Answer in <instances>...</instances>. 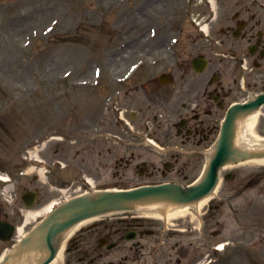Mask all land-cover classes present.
<instances>
[{"label": "rangeland", "instance_id": "374dc122", "mask_svg": "<svg viewBox=\"0 0 264 264\" xmlns=\"http://www.w3.org/2000/svg\"><path fill=\"white\" fill-rule=\"evenodd\" d=\"M246 1L249 5V0ZM143 2L144 0H0V165L6 168L11 177L7 185L0 187V219H6L7 215H13L17 220L22 219L21 209L25 206L20 194L26 189H40L33 208L41 207L52 199L64 198L62 192L50 188L47 171L44 178L36 174L37 179L33 177L35 174L28 178L17 174L16 169L27 164V151L23 149V145L30 139L62 128L63 133L58 134L65 140L54 139L40 150L39 156L49 162L55 157L64 159V162L71 161L70 167L68 166L70 170L66 172V178H69L70 174L78 170V160H73L78 142H68L66 139L77 137L78 130L85 128V123H90L98 116H102L103 122L109 126L110 113L101 110L104 98H111L120 88V93L114 98H118L120 107L127 108L124 112L125 119L132 121L134 125L138 122L141 125V118L149 117L151 120L158 111L157 108L146 110L149 98H169L163 95L165 92L159 94L152 84L147 88L141 87L147 72L155 75L161 71L170 72L174 79L161 90L168 93L172 91L173 98L179 95L174 94L175 80L178 79L173 63L176 59L194 55L197 48L203 47V41L209 42L205 39L209 37L204 36L199 29L200 24L195 20L204 17L201 0H192L191 6L184 0H169L161 11L157 6L164 1L152 0L145 12L140 14ZM178 2L181 5L177 11L187 21L181 23L180 19L174 17L168 25L165 22L167 16L171 15L168 12H173L178 7ZM226 2L230 5L233 2L234 5L235 0ZM197 4L200 8H194ZM185 8L188 13L183 11ZM232 10L229 8V13ZM221 12L220 9L216 10V20L209 24L210 36L214 38L217 37L220 26L218 22ZM158 21L161 23L157 24ZM150 24H157V34L151 38V43L155 46L147 49L141 31L148 29ZM179 26L183 32L179 43L174 47L172 38L178 36L175 29ZM161 44H165V47L161 48ZM148 50L150 56L155 54L157 57H148ZM115 51L117 55L114 54ZM174 52L177 53L175 60ZM106 55L110 56L112 62L108 63ZM139 59L143 60L142 67L128 81L117 83V78L125 74L128 66ZM153 59L158 61L154 63ZM216 61L214 59L210 68ZM93 65L102 69L100 84H95ZM224 65H228V62L225 61ZM67 71L70 72L68 76L65 75ZM82 80L87 82L86 85L81 84ZM260 86V83L251 81L250 93L258 92ZM148 88H153L149 95L146 94ZM237 97H243V94L238 93ZM120 122L125 124L121 120ZM152 124L150 137L164 144L165 138L158 129V122L152 121ZM118 129L124 133L122 126H118ZM255 131L264 135V106ZM124 150L127 147L119 142L117 153L122 154ZM137 151L160 161V167L164 161L173 162L169 157H163L146 146L137 148ZM203 162L204 158L187 160L181 157L169 178L179 176L178 180L182 183L191 181L199 175ZM227 170L234 177L223 181L214 198L208 201L210 209L207 205L197 213V230H175L184 228L185 222L188 224L190 218L193 219L190 216L169 222L146 219L167 226L164 251L159 252L156 257L158 264H176V255L172 251L170 255V248L177 241L188 249L190 255L187 258L195 257L199 260L208 251H212L214 245L229 241L224 251L215 253L217 260L212 264H264V162H246ZM184 173L188 174L189 180H181ZM249 180L257 183L253 182L252 187L246 189L245 182ZM8 185L12 188L10 196L3 193ZM69 193L75 194L72 190ZM155 238L151 237L153 241L146 252L153 248ZM190 239L194 241L192 248L189 247ZM12 242L10 240L2 244L0 251ZM112 255L113 251L109 252L107 259ZM72 259L69 257L68 263L76 264ZM145 259L148 264H154L150 257ZM65 261L63 256L59 264H64ZM97 264L110 263L101 261Z\"/></svg>", "mask_w": 264, "mask_h": 264}, {"label": "water", "instance_id": "95a60500", "mask_svg": "<svg viewBox=\"0 0 264 264\" xmlns=\"http://www.w3.org/2000/svg\"><path fill=\"white\" fill-rule=\"evenodd\" d=\"M264 102V93L255 100L246 104H236L229 111L224 130L225 134L218 145L217 152L209 164V168L202 182L193 187L182 188L176 184H162L157 186H143L129 191H100L92 195L74 198L57 208L46 220H44L34 232L33 248L48 247L54 252L53 241L60 231L69 228L75 222L109 210H122L134 208L137 204H156L168 202L171 204L186 203L205 195L216 181V169L220 163L233 157L236 152L231 146L233 118L245 111L257 108ZM229 133V135H227ZM244 157L243 153H238ZM259 155V154H253ZM25 254L21 250L14 257L6 258L3 264H12L13 261Z\"/></svg>", "mask_w": 264, "mask_h": 264}, {"label": "flooded vegetation", "instance_id": "af4514ba", "mask_svg": "<svg viewBox=\"0 0 264 264\" xmlns=\"http://www.w3.org/2000/svg\"><path fill=\"white\" fill-rule=\"evenodd\" d=\"M205 2L209 0H204ZM217 1V0H215ZM264 2V0H263ZM264 5V3H263ZM234 11L232 16L236 18L234 21L239 19H244V24L242 29H240V41H238V47H241L245 43L252 44L253 49L256 52V56L261 58L264 56V37L263 33L259 31L262 24L264 23V14L261 12L260 7L255 5L247 4L246 0H235L234 2ZM235 23V22H234ZM225 28L222 29L223 35L232 36L235 32V25L233 21L231 23L225 24ZM187 71V70H186ZM187 74V73H186ZM186 74H182V77H185ZM197 86L194 85V87ZM231 90L227 88L224 84L218 83L211 91L205 92L203 97H205V106L198 110L197 113H193L191 117L185 121V131L188 134V137L194 136L199 133H204L206 130H209L213 126L212 118L216 117L217 109L223 106V103L228 99ZM110 155V153H109ZM133 156V154H132ZM108 155L104 154V158H107ZM115 166L116 163H115ZM117 172V169H116ZM120 229L118 228L115 222H111L109 231L105 232L104 239L108 241L109 238L117 235ZM137 247H141L139 242L136 244ZM89 253L96 254V248L86 252V255ZM97 255V254H96ZM94 255V256H96Z\"/></svg>", "mask_w": 264, "mask_h": 264}, {"label": "bare ground", "instance_id": "6f19581e", "mask_svg": "<svg viewBox=\"0 0 264 264\" xmlns=\"http://www.w3.org/2000/svg\"><path fill=\"white\" fill-rule=\"evenodd\" d=\"M205 29H206V27L204 26L203 30H205ZM114 54L117 55L116 51L114 52ZM107 60L111 61L110 56H107ZM258 115H259V112L257 111V112H254L253 114L247 116L246 118H244L243 122L241 123V124H243V123L244 124L241 126V131H239V133L237 135V138H236V143L237 144L242 145V143H244L245 140H247V133L250 134V135L254 134L252 129L256 125V122H257V119H258ZM249 137L250 136H248V138ZM33 156L38 157V159H39L37 151L33 153ZM262 160H264V159H262ZM39 171H40V174L43 175V171H41V169ZM0 178L4 180V179H6V176L0 174ZM207 200H208V197L198 201L197 203L194 204V207L197 210H199L200 208H202L204 206V204L206 203ZM53 204H55V201H50L49 203L45 204V206H43L42 208H39V209H36V210L30 209V210L23 211L24 220H23V224L18 226V228H17V237L21 236L24 233V230H25L24 227L26 225H28L29 223H32L40 215H42L46 211H48L50 206L53 205ZM187 215H190V216L193 215L190 212V209L188 208V206L183 207V208H179L178 210L169 213L166 217H164V219L165 220H172V219H176V218H179V217H184V216H187ZM88 220H90V219H88ZM88 220L81 221L79 224H77L76 228H78L82 224H85L86 222H88ZM72 232L73 231H71V233ZM60 254H61V251L55 257V259L53 261H51L49 264H56L57 261L59 260Z\"/></svg>", "mask_w": 264, "mask_h": 264}]
</instances>
